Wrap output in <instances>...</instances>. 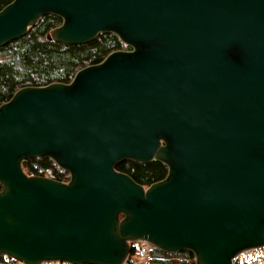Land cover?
<instances>
[{
	"label": "water",
	"instance_id": "water-1",
	"mask_svg": "<svg viewBox=\"0 0 264 264\" xmlns=\"http://www.w3.org/2000/svg\"><path fill=\"white\" fill-rule=\"evenodd\" d=\"M46 14L48 40L127 50L0 104V255L124 264L145 240L189 264L264 246V0H13L0 47ZM48 157L68 180L29 175ZM159 161L145 187L116 165Z\"/></svg>",
	"mask_w": 264,
	"mask_h": 264
},
{
	"label": "trees",
	"instance_id": "trees-1",
	"mask_svg": "<svg viewBox=\"0 0 264 264\" xmlns=\"http://www.w3.org/2000/svg\"><path fill=\"white\" fill-rule=\"evenodd\" d=\"M13 0H0V10ZM61 19L52 14L42 16L35 25L28 28L27 33L0 47V104L8 101L13 93L24 86H43L52 82L68 83L74 74L87 65L101 62L107 54L115 50H128L113 33H100L92 41L85 44L62 45L47 39L50 30L60 25ZM118 171L128 174L134 181L143 185L163 179L167 173L165 164L159 161L140 163L124 160L116 165ZM48 176L64 181L66 173L59 172L54 162L48 157L30 158L24 171L29 175ZM1 189V185H0ZM133 247L131 254H133ZM154 255L162 253L153 250ZM182 254L185 258H193L190 251H182L167 264H186L175 257ZM1 257V255H0Z\"/></svg>",
	"mask_w": 264,
	"mask_h": 264
},
{
	"label": "built area",
	"instance_id": "built-area-1",
	"mask_svg": "<svg viewBox=\"0 0 264 264\" xmlns=\"http://www.w3.org/2000/svg\"><path fill=\"white\" fill-rule=\"evenodd\" d=\"M67 180L68 178L65 179L64 182H66ZM130 245L131 247L133 246L135 255L138 258L141 257V259L140 260L138 259L137 261H132L131 259L132 254H130L129 260H127L125 263L137 264L138 261L146 262V258H145L146 255H148L147 259L150 262L149 264L155 261L154 257H157V256L153 255L152 249L154 247L148 242H146L145 240H140V241L131 243ZM175 258L179 261H184L186 263L190 262V258H185V257L184 258L175 257ZM164 260H167V259L165 258ZM0 264H25V263L15 260L9 256L1 255ZM40 264H73V263L68 262V261L52 260V261L42 262ZM232 264H264V246L260 248H250V249L242 251L234 258Z\"/></svg>",
	"mask_w": 264,
	"mask_h": 264
},
{
	"label": "rangeland",
	"instance_id": "rangeland-1",
	"mask_svg": "<svg viewBox=\"0 0 264 264\" xmlns=\"http://www.w3.org/2000/svg\"><path fill=\"white\" fill-rule=\"evenodd\" d=\"M124 47V44H123V46H122V48ZM125 47H127V46H125ZM55 164V163H54ZM55 166H56V168L58 169V171L59 172H64V173H66V175L64 176V177H67L68 178V173H67V171H64L63 169H61V168H59L56 164H55ZM26 172V171H25ZM53 174V172H52V170H50V171H48L47 173H46V176L48 177V176H50V175H52ZM145 187H147V186H145ZM137 246V245H136ZM154 249H156V248H153L152 249V251L154 250ZM152 254V253H151ZM153 255H154V252H153ZM147 257H148V255H146L145 256V258H146V262H139L138 261V263L137 264H149L150 262L148 261V259H147ZM168 257H170V258H172V257H174V256H168ZM177 257H180V258H184V256L182 255V256H177ZM132 261H137L138 259L140 260L141 259V257L140 258H138L136 255H135V252H133V254H132ZM172 260L173 261H176V260H174V258H172ZM171 261V260H170ZM124 264H127V263H124ZM167 264V263H166Z\"/></svg>",
	"mask_w": 264,
	"mask_h": 264
},
{
	"label": "flooded vegetation",
	"instance_id": "flooded-vegetation-1",
	"mask_svg": "<svg viewBox=\"0 0 264 264\" xmlns=\"http://www.w3.org/2000/svg\"><path fill=\"white\" fill-rule=\"evenodd\" d=\"M133 247V246H132ZM131 245H130V252H131ZM162 253H160L157 257H154V262H151V264H166L168 261L169 262H172V258L168 257L167 253L161 251ZM182 252V251H180ZM179 253V252H177ZM131 254V253H130ZM176 254V253H174ZM178 256H182V254H178ZM167 259V260H164V259ZM170 258V259H169ZM171 260V261H170ZM191 260V259H190ZM186 264H189V263H186Z\"/></svg>",
	"mask_w": 264,
	"mask_h": 264
}]
</instances>
